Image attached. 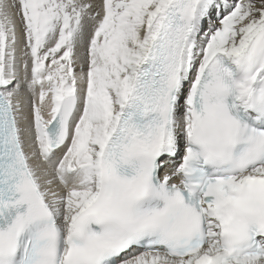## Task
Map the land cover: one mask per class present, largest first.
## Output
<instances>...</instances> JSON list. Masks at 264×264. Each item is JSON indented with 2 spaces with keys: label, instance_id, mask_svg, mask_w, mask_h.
I'll return each instance as SVG.
<instances>
[{
  "label": "snow or ice",
  "instance_id": "1",
  "mask_svg": "<svg viewBox=\"0 0 264 264\" xmlns=\"http://www.w3.org/2000/svg\"><path fill=\"white\" fill-rule=\"evenodd\" d=\"M0 264H264V0H0Z\"/></svg>",
  "mask_w": 264,
  "mask_h": 264
}]
</instances>
